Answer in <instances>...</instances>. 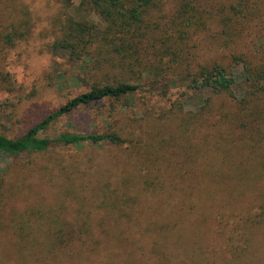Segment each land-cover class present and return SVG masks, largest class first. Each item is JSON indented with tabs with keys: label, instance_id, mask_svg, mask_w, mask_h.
I'll return each mask as SVG.
<instances>
[{
	"label": "rangeland",
	"instance_id": "obj_1",
	"mask_svg": "<svg viewBox=\"0 0 264 264\" xmlns=\"http://www.w3.org/2000/svg\"><path fill=\"white\" fill-rule=\"evenodd\" d=\"M184 1L151 0L129 33L72 53L52 50L71 26H106L82 0H0V135L21 137L92 88L138 86L39 134L120 145L0 153V264H264V92L243 68H264V0L240 26L231 0H205L203 28H185ZM214 64L235 77L232 97L191 88Z\"/></svg>",
	"mask_w": 264,
	"mask_h": 264
},
{
	"label": "trees",
	"instance_id": "obj_2",
	"mask_svg": "<svg viewBox=\"0 0 264 264\" xmlns=\"http://www.w3.org/2000/svg\"><path fill=\"white\" fill-rule=\"evenodd\" d=\"M81 3L85 7L92 8L97 12L103 21L106 22V26L104 29L100 30L95 24L77 22L73 29L72 26H69V33L66 38L53 44V51L66 49L74 53L76 46L94 43L99 44L101 42L107 43L114 33H116L115 35L122 34L124 31L129 33L130 29L134 28V25L142 23L143 18L147 15V8L151 5V0H82ZM205 3V0H187L183 2L177 15L179 17H185L184 15H187L183 20L185 28H203L206 25L209 18L202 16V11L205 10L202 6ZM249 6L250 0H231L230 8L233 12V18H230V22L234 24L236 18L239 17L243 18L242 22L250 18L252 19L254 11L252 6L250 8ZM213 8L214 7H212V9ZM249 11H251L250 15H248ZM195 13L200 14L197 16V22L193 21V17L196 16ZM236 25L240 26L238 20H236ZM232 26L234 25L229 26L225 24L224 27L230 30ZM226 28H222V33L226 34ZM243 68L245 73H249L245 75V81L251 82L252 87L257 90L256 92H264V68L252 71L247 64H244ZM190 83L191 88L194 90L212 89L229 93L228 95L231 97L233 96L232 89L236 84L233 74L228 72L225 67L218 64L211 65L210 67H202L196 75L192 76ZM137 90L138 86L131 83H119L117 85H104L103 87L92 88L89 92L77 95L67 101L57 111L47 115L21 137L10 139L0 135V153L13 157H17L20 154L41 153L46 151L53 144L77 145L83 142H92L96 144L106 142L113 145H120L122 139L114 134L96 135L64 133L52 139L40 137L39 134L46 131L53 122L71 113L79 106L97 103L100 100L110 98L117 99L122 96L134 94ZM215 198L217 197H214L211 201ZM212 208H214V206L210 205L209 209ZM262 218L263 219L257 221V224L263 222L264 216ZM190 263L202 264V258H200L199 255H193V257L190 258ZM167 264H171L170 261H168Z\"/></svg>",
	"mask_w": 264,
	"mask_h": 264
}]
</instances>
